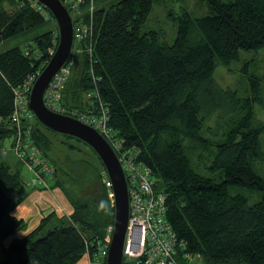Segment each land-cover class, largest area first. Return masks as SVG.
<instances>
[{"label":"trees","instance_id":"16d2710c","mask_svg":"<svg viewBox=\"0 0 264 264\" xmlns=\"http://www.w3.org/2000/svg\"><path fill=\"white\" fill-rule=\"evenodd\" d=\"M158 1H97L92 51L78 55L63 103L84 109V95L95 85L92 68L109 124L151 167L155 187L167 196V218L186 249L199 253L201 264H264V121L254 107L264 103L261 83L255 75L252 93L241 95L213 76L217 64L238 59L241 49L264 46V0H202L207 10L199 15L184 7L169 11L176 24L172 41L145 28ZM27 33L26 45L0 50V146L16 130L9 118L14 88L42 70L58 39L55 19L39 2L0 0V43ZM35 125L36 142L48 154L50 139ZM191 143L200 145L201 163L193 162ZM99 165L100 159L92 164L87 187L55 179L52 186L61 187L70 215L51 211L16 235L26 221L12 210L27 188L21 168L0 158L2 244L11 236L0 264H76L87 251L93 257L114 222Z\"/></svg>","mask_w":264,"mask_h":264},{"label":"built area","instance_id":"2783aa9c","mask_svg":"<svg viewBox=\"0 0 264 264\" xmlns=\"http://www.w3.org/2000/svg\"><path fill=\"white\" fill-rule=\"evenodd\" d=\"M68 7L74 23V42L66 62L55 73L44 92L46 105L57 112L71 114L94 126L116 152L128 183L129 218L123 247L122 264H201V255L186 249V243L172 228L167 215V196L155 187L151 167L138 159L139 150L124 143L119 132L109 124V110L96 85L98 78L91 68L95 85L84 95V109L66 107L63 96L76 59L83 51H92L95 0H62ZM45 13V9L38 7ZM56 46V44H55ZM55 46L50 50L51 54ZM41 70L30 72L14 88V107L10 120L16 126L13 146L18 158L33 173L30 184L46 185L56 173L55 163L36 142L34 132L36 117L29 106V95ZM111 203L114 205L111 181L104 168ZM113 224L110 225L100 249L88 264H103L106 257Z\"/></svg>","mask_w":264,"mask_h":264},{"label":"rangeland","instance_id":"374dc122","mask_svg":"<svg viewBox=\"0 0 264 264\" xmlns=\"http://www.w3.org/2000/svg\"><path fill=\"white\" fill-rule=\"evenodd\" d=\"M96 2L98 0H95ZM107 2L109 0H102ZM98 3V2H97ZM4 6L7 9H12L14 5L9 4L8 2L4 3ZM187 8L194 15H199L207 10V4L202 0H162L158 1L154 4L153 10L147 18L145 23V28L152 27L156 28L160 31L162 38L168 41H172L175 36L176 24L169 17V11L179 12L182 9ZM53 26L52 22L49 23ZM30 34L18 36L16 38L9 39L5 42L0 43V50L5 49L6 47H10L16 43H21L22 45H26L30 42ZM255 75L259 76V81L261 83L260 93L263 97L264 102V46L258 49L252 50H240L239 58L232 60L230 63H219L214 69V79L216 82L223 88H232L236 89L239 94L247 95L252 93V78H255ZM255 111L257 116L264 121V103L255 101L254 103ZM212 121V120H210ZM213 123V122H211ZM40 127L46 134V136L50 139V148L47 156L52 159V161L57 163L58 171L50 181L46 185H42L43 188L37 189H47L51 187L53 181L55 183V179L58 178L63 181L65 185H69V183H81L83 182L86 187L91 182L88 174L93 169L92 164L98 165L99 159L96 153L83 141L78 138L68 136L59 132H56L41 123L37 125ZM14 133H10L4 137V140L0 146V158L8 160L14 169L21 168V174L23 176V181L27 191L24 189L22 192H29L30 188L29 182L33 173L30 169L27 168L26 164L22 162L20 158H18L15 148L13 146ZM262 141L264 147V131L262 134ZM191 156L193 162L196 164L197 162L201 163L198 159V153L201 151V147L199 144L191 143L190 148ZM99 171L101 173V177L103 178L104 168L99 165ZM202 173L206 175L215 176L210 170H200ZM26 182V183H25ZM60 189L61 187L58 186ZM86 190V188H85ZM244 190V189H238ZM62 191V189H61ZM232 192L235 190L231 189ZM63 192V191H62ZM22 193L18 192L17 194L12 191L13 196L21 195ZM64 194V193H63ZM68 201V200H67ZM49 211V210H48ZM35 222V221H34ZM33 222H30V225L27 224L26 227H23L19 230L18 234H25L28 232ZM28 230V231H27ZM109 231V228H108ZM16 233V235H17ZM108 236V235H106ZM11 236L3 240V244H8ZM2 241L0 239V258L3 254L2 249ZM86 255L88 257L91 256L89 252H85L82 256V261L86 262ZM79 259V261H80ZM103 263L105 257H102ZM78 261V262H79ZM77 262V263H78Z\"/></svg>","mask_w":264,"mask_h":264},{"label":"water","instance_id":"95a60500","mask_svg":"<svg viewBox=\"0 0 264 264\" xmlns=\"http://www.w3.org/2000/svg\"><path fill=\"white\" fill-rule=\"evenodd\" d=\"M36 1L48 9L55 19L58 39L54 51L33 83L29 106L36 117V123L80 139L93 149L102 162L111 181L114 198V222L105 262L122 264L129 218V193L125 171L116 152L100 131L71 114L57 112L46 105L45 89L71 52L74 42V23L67 5L62 0Z\"/></svg>","mask_w":264,"mask_h":264},{"label":"crops","instance_id":"0c3cea01","mask_svg":"<svg viewBox=\"0 0 264 264\" xmlns=\"http://www.w3.org/2000/svg\"><path fill=\"white\" fill-rule=\"evenodd\" d=\"M51 211H55L57 215L66 216L70 215V213L72 212L71 205L69 204L67 198L58 186H51L47 189L32 188L29 192L25 193V198L19 203H17L12 210V212L18 217H22L25 219V227L27 226V224L30 225L31 221L33 222L32 226H28L30 227V229H28L29 231L32 230L39 223L40 219L45 214ZM17 235L20 234L17 233ZM81 259L76 264H88L90 257L88 255L85 263L82 261L83 259Z\"/></svg>","mask_w":264,"mask_h":264}]
</instances>
